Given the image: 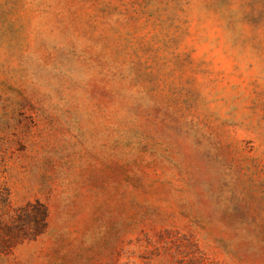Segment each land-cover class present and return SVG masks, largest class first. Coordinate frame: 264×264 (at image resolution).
I'll return each instance as SVG.
<instances>
[{"label":"rangeland","instance_id":"rangeland-1","mask_svg":"<svg viewBox=\"0 0 264 264\" xmlns=\"http://www.w3.org/2000/svg\"><path fill=\"white\" fill-rule=\"evenodd\" d=\"M0 264H264V0H0Z\"/></svg>","mask_w":264,"mask_h":264}]
</instances>
